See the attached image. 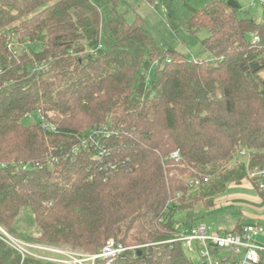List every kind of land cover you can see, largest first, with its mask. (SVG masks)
I'll list each match as a JSON object with an SVG mask.
<instances>
[{"label": "trees", "instance_id": "trees-1", "mask_svg": "<svg viewBox=\"0 0 264 264\" xmlns=\"http://www.w3.org/2000/svg\"><path fill=\"white\" fill-rule=\"evenodd\" d=\"M122 1L0 0V226L92 255L126 248L96 264H194L179 213L210 210L264 165V25L238 0H148L174 33H207L208 57L192 61L129 23ZM17 37L30 45L15 54ZM38 112L55 132L24 124ZM94 128L109 132L100 157L80 147ZM0 264H22L1 239Z\"/></svg>", "mask_w": 264, "mask_h": 264}, {"label": "built area", "instance_id": "built-area-1", "mask_svg": "<svg viewBox=\"0 0 264 264\" xmlns=\"http://www.w3.org/2000/svg\"><path fill=\"white\" fill-rule=\"evenodd\" d=\"M138 1L148 4V0ZM157 6L163 13H166V9L160 6L158 1L152 5L153 8ZM252 6L264 8V0H252ZM14 40H9L8 49L17 54L22 49L16 46L17 43ZM252 41L256 43L259 38L253 37ZM191 60L196 61V58L193 57ZM46 69V62L38 65V70ZM38 116L45 132L56 131V127L41 112H38ZM107 137H109V132L106 128H94L82 138L80 147L95 150L100 157L106 151L103 139ZM241 157L247 158L246 152H241ZM173 158L178 160L179 153H174ZM246 180L253 185L264 200V165L251 168ZM207 181V179L204 180V182ZM199 185L200 181H193L189 184V188L194 190ZM176 230H180V226H177ZM0 239L21 256L22 264L27 258L50 264H96L98 260L113 259L126 251L122 244L110 239L101 252L96 255L83 254L72 249L66 252L62 248L59 250L60 247L28 243L10 234L1 226ZM176 240L182 244L186 253H198L201 264H264V227L259 224L241 228L239 231L223 232H214L210 226L200 224L189 231L181 229Z\"/></svg>", "mask_w": 264, "mask_h": 264}, {"label": "rangeland", "instance_id": "rangeland-1", "mask_svg": "<svg viewBox=\"0 0 264 264\" xmlns=\"http://www.w3.org/2000/svg\"><path fill=\"white\" fill-rule=\"evenodd\" d=\"M242 9L238 12L240 18L254 19L259 24H264V8L252 6L251 0H238ZM149 3V2H148ZM154 5V4H153ZM120 10L126 12V19L129 23H133L137 16H140L143 20L144 27L154 36L156 41L163 46H168L178 52L187 55L188 58L204 59L207 58V53L203 52L202 40L206 36L205 31H200L198 36L187 32L184 29H180L174 33L171 31L165 21V13L160 9L147 3L139 2L138 0H123L120 5ZM15 38L14 42L17 43L20 49L30 44H21ZM21 44V45H20ZM35 49H39V46H35ZM155 66L151 67L148 77L149 85L152 84L153 77L155 75ZM260 76L264 78V71L260 73ZM26 125H33L39 122L38 113H33L27 116L23 120ZM193 217L190 219L187 213H179L181 226L186 230L192 224V220L196 225L202 222H207L212 226V229L227 230L238 228H246L251 225L259 224L264 227V200L259 196L253 185L247 180L242 181L240 185L230 184L225 193L216 198V205L207 210L202 204L197 205L193 210ZM186 223L187 227L183 226ZM21 234L25 232L23 229H19ZM36 234V233H34ZM15 236V235H14ZM17 237V236H15ZM21 240L24 238L17 237ZM26 241V240H24ZM28 242V241H26ZM36 243V242H28ZM61 248H59L60 250ZM62 250L68 252V247H63ZM83 254L87 252L80 251ZM187 256L192 260L194 264H201L199 254H189Z\"/></svg>", "mask_w": 264, "mask_h": 264}, {"label": "crops", "instance_id": "crops-1", "mask_svg": "<svg viewBox=\"0 0 264 264\" xmlns=\"http://www.w3.org/2000/svg\"><path fill=\"white\" fill-rule=\"evenodd\" d=\"M252 1V0H251ZM244 19H248V18H244ZM254 20V19H253ZM255 21V20H254ZM256 23H258V21H255ZM259 24V23H258ZM261 25H264V24H261ZM260 196V195H259ZM261 197V196H260ZM201 224V223H200ZM202 224H206V225H208V226H210V224H208L207 222H205V220H204V222H202ZM196 225V223H193L192 222V224L190 225V227L188 228V229H184V228H182L183 230H185V231H189L190 229H192L194 226ZM198 225H199V223H198ZM186 227H187V225H185ZM184 226V227H185ZM182 227V226H181ZM211 228H212V226H210ZM231 230H234V229H230L229 231H231ZM212 231H214V232H223V231H227V230H216V229H212ZM195 254H197V253H195ZM200 257V256H199Z\"/></svg>", "mask_w": 264, "mask_h": 264}]
</instances>
